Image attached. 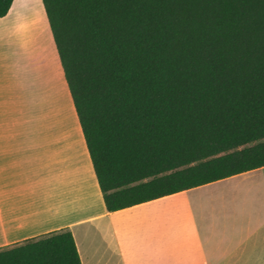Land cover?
I'll list each match as a JSON object with an SVG mask.
<instances>
[{
  "label": "trees",
  "instance_id": "1",
  "mask_svg": "<svg viewBox=\"0 0 264 264\" xmlns=\"http://www.w3.org/2000/svg\"><path fill=\"white\" fill-rule=\"evenodd\" d=\"M41 1L107 211L264 167V0ZM0 264L81 261L62 229Z\"/></svg>",
  "mask_w": 264,
  "mask_h": 264
},
{
  "label": "crops",
  "instance_id": "2",
  "mask_svg": "<svg viewBox=\"0 0 264 264\" xmlns=\"http://www.w3.org/2000/svg\"><path fill=\"white\" fill-rule=\"evenodd\" d=\"M41 0L0 18V250L68 229L81 264H264V167L107 211Z\"/></svg>",
  "mask_w": 264,
  "mask_h": 264
},
{
  "label": "rangeland",
  "instance_id": "3",
  "mask_svg": "<svg viewBox=\"0 0 264 264\" xmlns=\"http://www.w3.org/2000/svg\"><path fill=\"white\" fill-rule=\"evenodd\" d=\"M70 104L72 107L70 96L68 95L67 108H66V111L64 114V125L62 124L61 108H60V106H57V105L51 106L49 118L46 121V124L48 126H50L51 128L63 129V127H64L65 131H66L67 138L73 139L76 141L78 139V134L76 131V125H75V121L73 119Z\"/></svg>",
  "mask_w": 264,
  "mask_h": 264
}]
</instances>
